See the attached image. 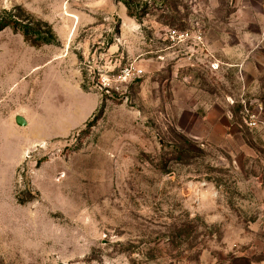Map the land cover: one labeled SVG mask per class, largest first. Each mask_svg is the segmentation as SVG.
<instances>
[{"label": "rangeland", "instance_id": "obj_1", "mask_svg": "<svg viewBox=\"0 0 264 264\" xmlns=\"http://www.w3.org/2000/svg\"><path fill=\"white\" fill-rule=\"evenodd\" d=\"M10 18L55 41L0 32V264H264V0H0Z\"/></svg>", "mask_w": 264, "mask_h": 264}, {"label": "trees", "instance_id": "obj_2", "mask_svg": "<svg viewBox=\"0 0 264 264\" xmlns=\"http://www.w3.org/2000/svg\"><path fill=\"white\" fill-rule=\"evenodd\" d=\"M9 26L12 27L13 29L21 28L23 31L25 42H27L32 47L39 48L44 44H51L54 43L55 41L51 26L41 21L23 24L17 18H10L7 21H0V32ZM42 26L45 27V30L42 29L43 28ZM233 264H247V263L235 262Z\"/></svg>", "mask_w": 264, "mask_h": 264}, {"label": "built area", "instance_id": "obj_3", "mask_svg": "<svg viewBox=\"0 0 264 264\" xmlns=\"http://www.w3.org/2000/svg\"><path fill=\"white\" fill-rule=\"evenodd\" d=\"M183 38L184 34H176V33H172L171 34V39H175L177 38V40H179V37ZM121 74L124 78H128V77H137L140 76L142 74V71L140 69L135 68L134 66H126L122 69ZM247 114H248V110H247ZM248 119L245 120L246 124L249 127H255L257 125V122L254 118V115H247Z\"/></svg>", "mask_w": 264, "mask_h": 264}, {"label": "crops", "instance_id": "obj_4", "mask_svg": "<svg viewBox=\"0 0 264 264\" xmlns=\"http://www.w3.org/2000/svg\"><path fill=\"white\" fill-rule=\"evenodd\" d=\"M54 58H57V55H54ZM62 58V57H61ZM53 58H50L48 61H51ZM62 59H66L67 60V58H62ZM77 79H79L78 81V86L80 87V89L82 90V92H83V87H81V83H82V77H81V73H80V71H79V73L77 72ZM1 97V96H0ZM3 104V101H1L0 102V106ZM1 108V107H0ZM23 111V110H22ZM21 111V112H22ZM19 121L20 122H22L23 123V125H21L20 123H19ZM16 122H17V124H18V126H26L28 123H27V120L26 119H24L23 117H21V116H18V118H17V120H16Z\"/></svg>", "mask_w": 264, "mask_h": 264}, {"label": "water", "instance_id": "obj_5", "mask_svg": "<svg viewBox=\"0 0 264 264\" xmlns=\"http://www.w3.org/2000/svg\"><path fill=\"white\" fill-rule=\"evenodd\" d=\"M19 123H20L21 125H23V123H22V122H20V121H19Z\"/></svg>", "mask_w": 264, "mask_h": 264}]
</instances>
